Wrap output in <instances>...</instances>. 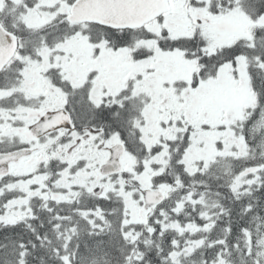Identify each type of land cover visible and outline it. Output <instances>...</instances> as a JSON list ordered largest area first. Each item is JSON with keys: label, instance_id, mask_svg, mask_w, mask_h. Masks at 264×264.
I'll list each match as a JSON object with an SVG mask.
<instances>
[{"label": "snow or ice", "instance_id": "snow-or-ice-1", "mask_svg": "<svg viewBox=\"0 0 264 264\" xmlns=\"http://www.w3.org/2000/svg\"><path fill=\"white\" fill-rule=\"evenodd\" d=\"M0 264H264V0H0Z\"/></svg>", "mask_w": 264, "mask_h": 264}]
</instances>
